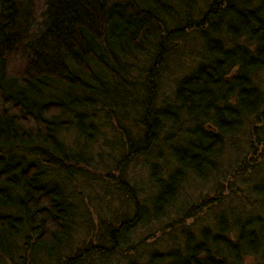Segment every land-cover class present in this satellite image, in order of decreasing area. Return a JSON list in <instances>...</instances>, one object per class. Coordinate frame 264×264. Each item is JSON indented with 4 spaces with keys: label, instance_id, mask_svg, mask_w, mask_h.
<instances>
[{
    "label": "trees",
    "instance_id": "16d2710c",
    "mask_svg": "<svg viewBox=\"0 0 264 264\" xmlns=\"http://www.w3.org/2000/svg\"><path fill=\"white\" fill-rule=\"evenodd\" d=\"M249 256L264 264V0H0V264Z\"/></svg>",
    "mask_w": 264,
    "mask_h": 264
},
{
    "label": "rangeland",
    "instance_id": "374dc122",
    "mask_svg": "<svg viewBox=\"0 0 264 264\" xmlns=\"http://www.w3.org/2000/svg\"><path fill=\"white\" fill-rule=\"evenodd\" d=\"M170 80L169 79H166L165 80V82H164V84H163V89H162V93H170V90H171V88H172V85H170ZM165 96H166V94H165ZM226 151H227V149H226ZM225 154V153H224ZM156 157H155V155H151L150 157H149V160L150 161H152V160H154ZM224 158L225 159H227V158H229V153L227 152L225 155H224ZM146 160L145 159H143V158H141V159H138L136 162H135V164H134V168H135V172L137 173V171L139 172V174H140V171H141V173L142 174H144V172H145V170H144V168L146 167L145 165H146ZM229 176H230V174H227L226 175V178H229ZM216 179H217V182H220L221 184H220V186L222 187L223 186V184H222V177H220V176H217V177H215ZM212 181L215 183L216 181H215V179L213 178L212 179ZM211 184H213L212 182H211ZM205 185L202 183V182H199V181H196L195 182V184H194V187H193V190H194V188L195 187H198V188H202V191H203V194L202 193H200L199 191L197 192V190H195L194 191V193L195 194H199V200L201 199V197L204 199V201H206L207 202V200H206V198L207 197H211V198H216V194H215V192H213L212 190H209L211 187H204ZM221 189V188H220ZM190 194H192V192L190 193ZM189 194V195H190ZM190 198V197H189ZM195 199V198H194ZM208 203V202H207ZM207 203H205V204H207ZM112 205H113V203H112ZM213 205V204H212ZM113 206H117L116 204H114ZM207 207H210L209 206V204L206 206V208ZM202 212H203V210H202ZM202 212L200 213V214H202ZM216 212V210H214V211H212L211 213H207V214H204V222L205 223H208V222H211L212 220H213V217H214V213ZM201 219H203V215L201 216ZM139 231V230H138ZM140 233H142V231L140 230L139 231ZM251 261H252V259L250 258V256L249 257H247V259H245L241 264H252L251 263ZM110 263H113V262H110ZM120 263H122V260L121 261H116V263L115 264H120ZM103 264H108V263H103Z\"/></svg>",
    "mask_w": 264,
    "mask_h": 264
}]
</instances>
